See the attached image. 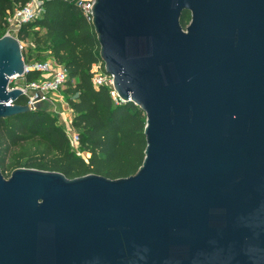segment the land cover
I'll list each match as a JSON object with an SVG mask.
<instances>
[{
    "label": "water",
    "instance_id": "95a60500",
    "mask_svg": "<svg viewBox=\"0 0 264 264\" xmlns=\"http://www.w3.org/2000/svg\"><path fill=\"white\" fill-rule=\"evenodd\" d=\"M185 13L191 22L183 27ZM124 103L146 115L128 178L0 169V264H264V0H95ZM20 41L0 38V120Z\"/></svg>",
    "mask_w": 264,
    "mask_h": 264
},
{
    "label": "trees",
    "instance_id": "16d2710c",
    "mask_svg": "<svg viewBox=\"0 0 264 264\" xmlns=\"http://www.w3.org/2000/svg\"><path fill=\"white\" fill-rule=\"evenodd\" d=\"M31 0H0V38L8 18ZM40 18L21 25L20 42L33 35V44L44 47L51 60L64 66L68 79L62 89L73 112L72 127L80 137L79 155L57 118L41 108L0 120V169L8 178L19 168L62 173L68 179L94 174L116 180L135 175L143 165L147 141L146 115L134 103L116 104L108 86L93 85L92 68L100 59L94 27L69 0H40ZM187 13L183 18L186 27ZM26 64L31 51L22 49ZM37 61H40L38 59ZM44 61V60H41ZM40 72L24 75L38 80ZM17 104L26 105L20 97Z\"/></svg>",
    "mask_w": 264,
    "mask_h": 264
},
{
    "label": "built area",
    "instance_id": "2783aa9c",
    "mask_svg": "<svg viewBox=\"0 0 264 264\" xmlns=\"http://www.w3.org/2000/svg\"><path fill=\"white\" fill-rule=\"evenodd\" d=\"M69 1L74 3L80 9L82 15L92 23L95 0ZM43 11V2L40 0H31L24 7L16 9L8 18L9 26L5 35H10L18 39L17 34L21 25L40 18ZM21 47L23 49L22 45ZM31 70L40 72L41 77L32 82H27L24 76L19 77L24 78V83L17 88H20L27 98L26 105L31 110H37L44 104L52 103L55 95H58L62 91L68 79V72L64 66L57 64L54 60L32 61L30 64H26L25 74ZM91 72L93 74L92 82L94 86H108L114 102L116 104L124 103L114 89L113 77L106 73L105 63L101 58L93 65ZM70 126L71 129L65 132L70 140L72 149L81 155L80 137L73 129L72 121Z\"/></svg>",
    "mask_w": 264,
    "mask_h": 264
},
{
    "label": "rangeland",
    "instance_id": "374dc122",
    "mask_svg": "<svg viewBox=\"0 0 264 264\" xmlns=\"http://www.w3.org/2000/svg\"><path fill=\"white\" fill-rule=\"evenodd\" d=\"M185 21L186 26H188L191 22V13L187 14ZM21 45L25 49L26 54H29V51H31L32 61H36L38 59H40V61L51 60V54L46 51L44 47H36L33 44V35H30L26 42H21ZM23 83L24 78H14L11 80L10 88H17L20 85H23ZM41 109L51 112L57 118L58 123L62 125L65 131L71 129L70 123L73 119V112L70 109L66 97L63 95V91H61L58 95H55L52 103L42 105ZM81 155L86 156L82 150Z\"/></svg>",
    "mask_w": 264,
    "mask_h": 264
},
{
    "label": "flooded vegetation",
    "instance_id": "af4514ba",
    "mask_svg": "<svg viewBox=\"0 0 264 264\" xmlns=\"http://www.w3.org/2000/svg\"><path fill=\"white\" fill-rule=\"evenodd\" d=\"M188 14V13H187Z\"/></svg>",
    "mask_w": 264,
    "mask_h": 264
}]
</instances>
